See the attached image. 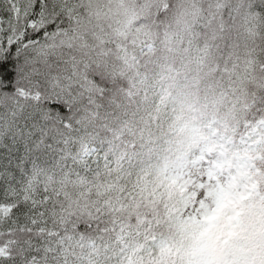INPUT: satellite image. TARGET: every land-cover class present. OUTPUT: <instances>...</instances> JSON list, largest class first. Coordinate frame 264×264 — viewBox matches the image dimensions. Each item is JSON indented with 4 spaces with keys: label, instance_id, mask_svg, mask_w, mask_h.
Returning a JSON list of instances; mask_svg holds the SVG:
<instances>
[{
    "label": "snow or ice",
    "instance_id": "obj_1",
    "mask_svg": "<svg viewBox=\"0 0 264 264\" xmlns=\"http://www.w3.org/2000/svg\"><path fill=\"white\" fill-rule=\"evenodd\" d=\"M161 35L231 90L227 171L199 148L143 179L179 72ZM257 154L264 0H0V264H259L242 252Z\"/></svg>",
    "mask_w": 264,
    "mask_h": 264
},
{
    "label": "clouds",
    "instance_id": "obj_2",
    "mask_svg": "<svg viewBox=\"0 0 264 264\" xmlns=\"http://www.w3.org/2000/svg\"><path fill=\"white\" fill-rule=\"evenodd\" d=\"M157 39L162 62L175 64L179 72H173L172 81L166 83L167 103L161 106L153 128L158 152L143 179L150 181L151 170L163 159L170 163L188 160L199 148L205 149L210 161L222 159L227 171L235 162L236 152L231 145L239 126L237 116L242 119L231 90L225 83L203 73L196 63L198 54L195 51L178 54L172 59L165 52L166 38L161 35ZM202 170L188 171L198 175ZM169 229L170 225L162 223L157 232L167 234Z\"/></svg>",
    "mask_w": 264,
    "mask_h": 264
},
{
    "label": "rangeland",
    "instance_id": "obj_3",
    "mask_svg": "<svg viewBox=\"0 0 264 264\" xmlns=\"http://www.w3.org/2000/svg\"><path fill=\"white\" fill-rule=\"evenodd\" d=\"M260 159L259 154H257L250 160V164L255 170ZM256 183L257 186L254 189H249V194H251V196L249 203L245 206L247 215L244 220L243 233L248 247L242 249V252L252 256L254 260H258L259 264H263L264 262L261 261V259L264 258V241L262 240L263 232L260 230L264 227V208L262 209V204L258 202V199L263 200L264 196L259 193L258 182Z\"/></svg>",
    "mask_w": 264,
    "mask_h": 264
},
{
    "label": "trees",
    "instance_id": "obj_4",
    "mask_svg": "<svg viewBox=\"0 0 264 264\" xmlns=\"http://www.w3.org/2000/svg\"><path fill=\"white\" fill-rule=\"evenodd\" d=\"M257 166H258L257 168L259 169V172H260L262 169H264V159L261 158V159L259 160V163H258ZM259 172H258V173H259ZM258 188H259V192H260V194H261V195H264V184H261L260 182H258ZM258 202H259L260 204L264 205V200H259V199H258ZM260 231L263 232V234H262V240L264 241V227H262ZM261 261L264 262V258H262ZM263 264H264V263H263Z\"/></svg>",
    "mask_w": 264,
    "mask_h": 264
}]
</instances>
